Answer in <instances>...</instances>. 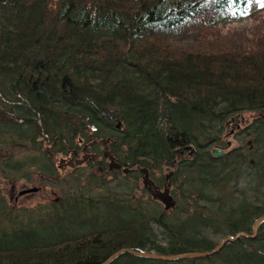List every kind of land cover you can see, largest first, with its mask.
I'll list each match as a JSON object with an SVG mask.
<instances>
[{"label": "trees", "instance_id": "1", "mask_svg": "<svg viewBox=\"0 0 264 264\" xmlns=\"http://www.w3.org/2000/svg\"><path fill=\"white\" fill-rule=\"evenodd\" d=\"M251 5L255 30L221 28ZM187 22L198 30L187 34ZM256 111L264 113V0H0V264H100L123 247L208 251L221 241L209 230L252 233L264 214V119L246 117L233 136L227 121ZM94 127L160 182L174 169L173 209L136 195L139 173L131 185L119 173L120 196L91 214L118 227L87 230L82 205L9 201L4 188L23 178L58 180L51 155L91 140ZM108 264H264V221L254 237L208 256L123 252Z\"/></svg>", "mask_w": 264, "mask_h": 264}, {"label": "flooded vegetation", "instance_id": "2", "mask_svg": "<svg viewBox=\"0 0 264 264\" xmlns=\"http://www.w3.org/2000/svg\"><path fill=\"white\" fill-rule=\"evenodd\" d=\"M251 115H252L251 113H244V115L229 118L227 121V125L229 127H234L235 125V128L234 129L232 128L230 130L231 131L230 135L233 136L236 131L245 129V127L248 126L250 123V120L248 118L256 117V115L255 116H251ZM91 129H92V132L90 133V136L92 137L91 140H86V142L80 141L75 145L66 146L68 150L55 151L54 155H51L54 164L58 169H60L62 173H66L67 169L68 170L70 169L69 170L70 172H75L78 169L81 170L82 172V169L84 167L86 168L87 165L92 166V167L88 166L91 169V173L87 174V176L84 177L81 173V178L84 183L82 192L77 191V192H69L67 194H57L53 200L48 201L46 204L51 205V203H56L57 208L58 205L63 207L67 203L69 205H73V207L82 205L83 209L85 207L84 210L86 212L87 230L92 228L100 229L103 223H110L109 228L118 227V222L113 221L112 218L109 219L108 221H102L100 220V218L97 217V219H99V221H97L99 224H96L97 222L94 221L91 222L90 221V218H92L91 214L102 213L103 210H101L100 208L104 205L102 203L105 202V200L112 202L113 200L109 199L110 197L115 199L120 196L119 193L117 192L119 191L118 188H120L119 181H117V178L120 175L119 173H123L124 175H129V178L131 177L130 178L131 182L135 181L136 179L134 174L139 173V175H141L142 177V180L144 181L143 171H142L143 167H139L138 165L135 166H132L130 164L128 165L129 163L128 160L124 161V157L121 155L120 156L117 155V153L115 152V147L112 144V142H114L115 140H113L112 137L108 135L96 136L95 132L97 128L94 127ZM227 142L228 145L232 146L231 140H228ZM44 148L47 151H51L50 146H46ZM214 148H216V146ZM214 148H212V151ZM222 150L225 152L227 150V147L224 146ZM78 160H80V163H78ZM85 168L83 171L86 170ZM127 168L129 170L125 171V169ZM98 171L100 173H98ZM173 173H174V169L166 171L165 177L164 179H162L161 182L158 179H156L157 177H152L150 173V177H152L154 184H152L151 186H145L143 182V186L151 194V197L159 200L162 206H164L163 201L168 192L173 197H175L176 203L178 201V197L171 191L173 188L171 187V178ZM45 177L41 176V179ZM100 177H103L105 179L106 185H103V183L101 182L102 179H100ZM46 178L49 179L48 177ZM93 178L99 179L100 183L94 184L95 180H93ZM91 183H93V185H91ZM25 192H34V191H25ZM61 201L63 203L58 204V202ZM37 206L43 208L42 204H39ZM53 208H55V206ZM92 220H96V219L92 218Z\"/></svg>", "mask_w": 264, "mask_h": 264}, {"label": "rangeland", "instance_id": "3", "mask_svg": "<svg viewBox=\"0 0 264 264\" xmlns=\"http://www.w3.org/2000/svg\"><path fill=\"white\" fill-rule=\"evenodd\" d=\"M254 6L255 5H251V7L247 11V13H249L250 16H245L241 18L240 20L232 21L229 24H225L222 21H219V25L221 26V28H223V30L234 28V27L238 30L245 31L246 33L247 31L249 32L251 30H255L256 25H257L256 23L257 20L254 18V15H256L258 12L256 11V7ZM187 28H188L187 34H191V33H195L199 27L198 25H196V23L187 22V24L184 25V29H187ZM167 33L170 36H173L176 38L181 35V32L175 33L174 31H171V30H167ZM230 140L232 141L231 147L235 146L238 143L236 140L232 138ZM88 166L92 167L91 165H87L86 168L84 167L86 169L85 171H83L84 168L82 167L83 168L82 172L79 169L76 170L75 172H70L69 171L70 169L69 170L67 169L66 173H62L60 169L57 168V171L60 172L59 174L60 178L56 181L49 180L46 177L42 178L43 179L42 181V179L39 178L38 173H35L34 180H25L23 178L22 180L17 181L16 182L17 184H15L12 189L4 188L3 192L6 195V197L9 199V201L11 203L15 202L17 206L28 205V206L35 207L36 205L42 204V206L45 207L47 205L46 203L48 201L53 200L57 194H67L69 192H77V191L82 192L81 186H83L84 183L81 178V173L84 177L87 176V174H90L91 169ZM92 176H95V175H92ZM120 177L121 175H119V177L117 178V181H119ZM138 178H139L138 183L140 185L139 186L140 190L135 191L136 195L149 199L151 197V194L147 190L145 192L142 190L143 180H142L141 175ZM93 180H95L94 184L100 183L99 179L93 178ZM132 183L133 181L129 182L130 185ZM91 185H93V183H91ZM8 187L9 185H7V188ZM35 187H39V188H37L34 192L24 191L25 189H31ZM127 191H129L128 188H127ZM208 232L216 240L218 239L222 240V236L220 235V233L214 234L211 230H209Z\"/></svg>", "mask_w": 264, "mask_h": 264}, {"label": "water", "instance_id": "4", "mask_svg": "<svg viewBox=\"0 0 264 264\" xmlns=\"http://www.w3.org/2000/svg\"><path fill=\"white\" fill-rule=\"evenodd\" d=\"M260 116L262 119H264V113L263 112H255L252 114V116ZM187 149L191 150L192 152L195 151V149L191 146H187ZM212 153L216 154V155H222L225 152L220 149V148H214ZM85 159V158H84ZM63 162V160H62ZM78 163H80V160H78ZM129 169H125V171H128ZM143 171V177H144V185L145 186H151L152 184H154V181L152 179V177H150V170L147 167H143L142 168ZM37 189V187L35 188H31V189H25V191H35ZM164 203V207L167 209L173 208L176 205V199L175 197H173L169 192L166 194L165 199L163 201ZM264 221V214L260 215V217H258L254 223H253V232L248 234L244 231H240L238 234H235L233 236L228 235L227 237H223V239L218 243V245L212 249V250H208V251H187V252H183V253H176V254H161L158 252H154V251H139V250H135V249H130L127 247H123L120 250H117L115 252L112 253L111 256H109L106 260L102 261V263L100 264H108L109 262L112 261V259H114L115 257H117L118 255L122 254L123 252H128L131 254H135L141 257H149V258H159V259H169V260H173L176 258H185L187 256H191V257H199V256H208L209 254L215 253L218 250L221 249V247L225 244V243H229L230 241H234L236 239L239 238V236H244V237H254L260 227V223Z\"/></svg>", "mask_w": 264, "mask_h": 264}]
</instances>
